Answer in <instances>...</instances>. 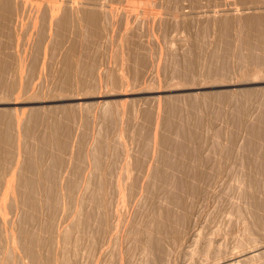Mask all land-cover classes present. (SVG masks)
<instances>
[{
    "label": "rangeland",
    "instance_id": "rangeland-1",
    "mask_svg": "<svg viewBox=\"0 0 264 264\" xmlns=\"http://www.w3.org/2000/svg\"><path fill=\"white\" fill-rule=\"evenodd\" d=\"M26 1L0 25V264H264V62L245 27L264 0H98L102 34L72 21L61 44L80 45L77 85L52 42L75 0H37L61 8L43 48Z\"/></svg>",
    "mask_w": 264,
    "mask_h": 264
},
{
    "label": "bare ground",
    "instance_id": "bare-ground-1",
    "mask_svg": "<svg viewBox=\"0 0 264 264\" xmlns=\"http://www.w3.org/2000/svg\"><path fill=\"white\" fill-rule=\"evenodd\" d=\"M18 1V0H17ZM24 1V0H23ZM30 1V0H29ZM28 1V3H30ZM36 1L37 0H35L34 2L36 3ZM41 1V0H40ZM45 1H49V0H45ZM45 1H43L44 3H45V6H43L44 8H46V5H47V9L45 10H43V8H42V6H40L39 5V2L37 3V7H39V9H40V7H41V9L43 10V14L41 15V17H42V21H41V24H42V26H40V28H41V30L39 29L38 31H40L39 33H40V35L38 34V36H36V37H38L39 38V36H40V41L38 42V44H40V42H43V37L46 39V37L45 36H47L48 37V34L47 33H49V36H50V34H51V32H46V30H48L49 28H51L52 27V25H51V27H49L48 29H47V27H48V25H50V21H52V18L53 17H56L57 15H58V13L56 12L55 13V10L57 9V10H59L60 11V6H56V5H54V3L52 4V5H50V3H48V4H46L47 2H45ZM67 1V2H66ZM65 1V5L68 3V2H70V1H68V0H66ZM19 2H20V0H19ZM26 4H27V1L25 0L24 1ZM24 2H22V3H24ZM32 2H33V0H32ZM31 2V3H32ZM33 2V3H34ZM42 2V3H43ZM73 2H74V0H73ZM15 3H16V1H15ZM22 3H19V4H14L13 2H12V0H0V25H1V23H4L3 21H5L6 20V22H11V20H14L15 19V17L17 16V15H19L18 13L20 12V10H22V9H24L23 7H25L24 5H23V7L22 8H20V6H21V4ZM44 3H43V5H44ZM70 3H72V2H70ZM77 3L78 2H76V0H75V2H74V6H75V4H76V8H78V5H77ZM82 3V0H80V3L79 4H81ZM97 3H98V0H84L83 1V5L82 6H85V5H90V6H92V7H90V6H88L89 7V9H88V7H80V8H78L77 10H76V8H74L73 9V7L71 8V11L69 10V8H70V6H69V8H67V7H64L65 9V11L63 12L64 14H63V16L62 17H59V15H58V18H59V20L58 19H56L55 21L57 22H55V21H52V22H54V23H56V27H55V29H56V32H55V35H56V40L57 41H52V42H55L58 46L59 45H61L62 43H63V41H65V40H63V38L64 37H66L67 36V39H69V33H68V30L70 29L71 30V28H69L70 27V22H72L73 21V23L75 22V27L76 28H72V30L71 31H69V32H71V33H73L74 31H73V29H75V34H73L74 36L76 35V37L77 36H80L79 34H80V30H81V26H85V27H87L86 29V31H88V32H90L89 34L91 35V36H94V37H97V36H99L100 34H102V32H101V24L103 25V23H101L102 21L100 20V18H101V15L103 14V13H107L106 12V8L107 7H105L104 5H99V3H98V5H97ZM69 4V3H68ZM68 4H67V6H68ZM73 4V3H72ZM20 5V6H19ZM27 5H29V4H27ZM31 5H34V4H31ZM31 5H29V6H31ZM39 5V6H38ZM29 6H27V8H29ZM36 6V4L34 5V7ZM98 6V7H97ZM34 7H33V9H34ZM96 7H97V9H96ZM30 9H32V6L30 7ZM29 9V10H30ZM36 9H38V8H36ZM40 9V10H41ZM24 10H26V9H24ZM40 10H37V11H39L40 12ZM41 10V11H42ZM28 10H26L25 12H27ZM33 11H35V12H37L35 9L33 10ZM45 11V12H44ZM24 12V11H23ZM34 12V13H35ZM39 12H37V13H35V17H37V16H40V15H36V14H38ZM50 13V14H49ZM8 14V15H7ZM39 14H41V12L39 13ZM57 14V15H56ZM15 15V16H14ZM24 15V14H23ZM49 16H51V18H48ZM17 18H19V16L17 17ZM21 18V17H20ZM38 18V17H37ZM11 19V20H10ZM40 19V18H39ZM48 19H51V20H49L48 21ZM102 19V18H101ZM18 20V19H17ZM17 20H16V22H17ZM38 19H36L35 18V20H33L32 21V25L29 23V25L32 27L33 26V24L35 25V22L34 21H37ZM54 20V19H53ZM226 20V19H225ZM229 20V19H228ZM31 22V21H30ZM39 22V21H38ZM49 22V23H48ZM128 22V21H127ZM126 22V23H127ZM230 22V21H229ZM220 23V22H219ZM16 24V23H15ZM40 24V25H41ZM230 24V23H229ZM245 24V23H244ZM17 25L18 24H16V28H17ZM36 25H39L38 23H36ZM105 25V24H104ZM228 25V22L227 21H225V22H223L222 23V27L224 28L223 30H225ZM53 26H54V24H53ZM73 26H74V24H73ZM83 26V27H84ZM2 27H3V24H2ZM20 27V26H19ZM23 27H25V26H23ZM22 27V28H23ZM27 27V26H26ZM25 27V28H26ZM39 27V26H38ZM245 27L248 29V33L249 34H251V35H254L255 37V40L257 41V43H258V46L261 48V52L263 53V57H261V62H264V19L262 18V16L261 15H257V14H255V15H252V16H250L249 18H247V21H246V25H245ZM15 28V27H14ZM33 28H34V26H33ZM54 27H52V29H53ZM19 29V28H18ZM17 29V30H18ZM24 29V28H23ZM27 29V28H26ZM29 29L30 28H28V31H29ZM36 29V31H37V27L35 28ZM35 29H33V31L35 30ZM219 29V28H218ZM14 30V29H13ZM20 30H22V29H20ZM51 29H49L48 31H50ZM227 30V29H226ZM246 30V29H245ZM24 31V30H23ZM28 31L26 32H22L24 35H25V33H26V35L28 34ZM32 33H33V31H32V29L30 30ZM52 31V30H51ZM73 31V32H72ZM83 31H85V29H83L82 31H81V33L83 32ZM15 32H18L17 34H19V31H16L15 30ZM87 32V33H88ZM22 33H20V34H22ZM32 33L30 34V32H29V34L31 35V38L29 39L28 37H27V39H29L28 41H29V43L31 42L30 40L32 39V38H34V37H32L33 35H32ZM34 33H35V31H34ZM45 34H47V35H45ZM84 34V33H83ZM82 34V35H83ZM71 35V34H70ZM250 35V36H251ZM27 36H29V35H27ZM249 36V37H250ZM72 37V35L70 36V38ZM75 37V38H76ZM25 38H26V36H25ZM37 38V39H38ZM50 38V37H49ZM48 38V39H49ZM74 37H72L71 39H73ZM74 38V40H76ZM36 39V38H35ZM54 39V38H53ZM65 39V38H64ZM25 40V39H24ZM33 40V39H32ZM73 40V41H74ZM78 40V39H77ZM247 40H249V38H247ZM246 40V42L247 43H249V41H247ZM23 41V40H22ZM68 41V40H67ZM70 41V40H69ZM68 41V42H69ZM82 41V40H81ZM245 41V40H244ZM251 41V40H250ZM252 41H253V39H252ZM256 41H254V42H256ZM24 42V41H23ZM26 42V41H25ZM37 42H36V44H37ZM48 42V41H47ZM72 42V40L69 42V43H71ZM78 42V41H77ZM83 42V41H82ZM17 43L19 44V42L17 41ZM27 43V42H26ZM26 43H25V45H26ZM29 43H28V45H29ZM32 43H34L33 41H32ZM45 42H43V44H44ZM50 43V42H49ZM44 44V46L42 45V48L43 47H46L45 45H50V44ZM253 43V42H252ZM23 44V43H22ZM22 44H20L21 45V47H23V49H21V50H23L24 52L27 50L28 51V49H31L30 47H33V45L32 44H30V45H32V46H27L28 47V49H26V50H24L25 48H24V44H23V46H22ZM68 43H66V45H65V42H64V44H63V46L65 45V46H68L67 45ZM72 44V47H68V48H70V49H68L66 52H65V50L67 49L65 46H64V48H66L65 50H64V48L62 49V45H61V50H63L64 52H65V54H64V52L62 51L61 52V50H60V52L61 53H63L62 55H63V67H64V69H65V71H63L64 73V76L62 77L61 75H59V76H61L62 77V79H61V81L62 80H64V78H65V83H64V81H63V83L66 85V84H69V83H71V80L72 79H74V81H75V83H73V80H72V83H73V85L74 84H76V80H77V78H76V76H78L79 77V74L78 73H80V69H81V67H82V65H81V67H79L80 69L77 71V75L74 77L73 75H74V72H75V70L76 69H78V66H79V62L78 63H76L75 62V60H74V58H75V55H72V54H75V53H73V51L75 52V48L77 47V45H76V47H75V44H76V42H72L71 43ZM71 44H69V46L71 45ZM216 44V43H215ZM17 45V44H16ZM249 46H250V48L252 49L253 47H251V45L250 44H248ZM257 45V44H256ZM19 45H17V47H18ZM38 46H40L41 47V45H38ZM52 46H53V44H52ZM56 46V45H55ZM78 46H80V45H78ZM254 46V45H253ZM20 47V46H19ZM18 47V48H19ZM39 47V48H40ZM54 47V46H53ZM60 47V46H59ZM59 47H58V50H59ZM56 48V47H55ZM73 48H74V50H73ZM246 48H249V47H247V45H246ZM57 49V48H56ZM56 49L54 50L55 51V53L54 54H56ZM78 49V48H77ZM32 50V49H31ZM36 50V49H35ZM37 50H38V52H40L39 51V49L37 48ZM250 50V49H249ZM22 51V52H23ZM26 51V52H27ZM33 51H34V48H33ZM23 52V54H25ZM36 53L35 52V55L36 54H39V53ZM59 52V51H58ZM57 52V58H60L59 60L58 59H55V61L56 60H58L59 62L58 63H60L61 62V53H60V57H58L59 55V53ZM250 52H251V50H250ZM28 53V52H27ZM34 54V53H33ZM52 54V53H51ZM250 54V53H249ZM249 54L246 56V57H248L249 56ZM253 54V53H252ZM32 55V54H31ZM35 55H32V56H34V58H35ZM71 55L72 56H74L73 57V60H74V62L76 63H72V59H70V58H72L71 57ZM214 55H215V53H214ZM254 55V54H253ZM26 56V55H25ZM24 55H23V57H24V59L26 60V57H25ZM250 56H251V54H250ZM249 56V57H250ZM262 56V55H261ZM246 57H245V59H246ZM27 58H28V56H27ZM30 58H31V56H30ZM33 58V57H32ZM77 58H79L78 56H77ZM251 58H253V56L251 57ZM255 58V57H254ZM80 59V58H79ZM83 59V58H82ZM249 59V58H248ZM247 59V60H248ZM260 59V58H259ZM31 61H32V59H30ZM77 61H78V59H76ZM27 61L29 62V59H27ZM26 61V62H27ZM212 61V60H211ZM249 61H250V59H249ZM57 62V61H56ZM30 63V62H29ZM31 63H33V62H31ZM36 63V60H35V62H34V64ZM62 63V62H61ZM56 64L57 63H55V65L54 66H56ZM30 65H32V64H30ZM75 65V66H74ZM58 66H61V65H58ZM84 66V71H85V73H84V76H85V74H86V68L88 67L89 68V66H87L86 67V65H83ZM95 66V65H94ZM31 67H33V65L31 66ZM57 67V66H56ZM86 67V68H85ZM90 67H91V65H90ZM58 68V67H57ZM87 68V69H88ZM92 68H94L95 69V67H93V65H92V67L90 68V69H92ZM55 69V68H54ZM59 69V68H58ZM61 69V68H60ZM59 69V70H60ZM63 69V70H64ZM75 69V70H74ZM54 71V70H53ZM59 73L60 72H62V70H60V71H58ZM88 72H89V70H88ZM90 72H91V70H90ZM89 72V73H90ZM93 73L95 72L94 70L92 71ZM207 72H209V71H206V73ZM53 73V72H52ZM88 73V74H89ZM62 74V73H61ZM87 74V75H88ZM208 75L209 74H211L210 72L209 73H207ZM206 74V75H207ZM86 75V76H87ZM90 75H92V74H90ZM72 76L74 77V78H72ZM80 77H82L81 76V74H80ZM80 77L78 78V79H80ZM55 78V77H54ZM75 78H76V80H75ZM85 78V77H84ZM56 79L58 80V77H57V70H56ZM82 79H83V77H82ZM81 79V80H82ZM87 80V79H86ZM79 81V80H78ZM55 82H58V81H55ZM83 82H85V80L83 81ZM61 83V82H60ZM63 83H61V85L60 86H64V84ZM79 82H77V84H78ZM80 83L81 84H83V85H80V86H83V87H85L84 86V83H82V81H80ZM58 84V83H57ZM76 84V85H77ZM75 85V86H76ZM14 86V85H13ZM69 86V85H68ZM68 86H65V90L64 91H67L66 89V87H68ZM79 86V85H78ZM20 87V86H19ZM52 87V86H51ZM11 88V87H10ZM22 88V87H21ZM20 88V89H21ZM69 88V87H68ZM53 89H55V88H53ZM12 90H14V89H12ZM8 91H9V89H8ZM69 91V90H68ZM11 92V91H10ZM250 98V97H249ZM81 99V98H80ZM247 99V98H246ZM33 100V99H32ZM71 100V99H70ZM29 101V100H28ZM30 103V102H29ZM32 103V102H31ZM2 117V116H1ZM6 117V116H5ZM262 118H264V117H262ZM38 119V118H37ZM9 121V120H8ZM13 121V120H12ZM262 121H264L263 119H262ZM38 122V121H37ZM36 122V123H37ZM172 123V122H171ZM172 127V126H171ZM260 131V130H259ZM258 132V131H257ZM257 132L255 133V136H256V134H257ZM260 133L261 132H259L258 134L260 135ZM3 136H5V138H6V135H2L1 134V136L0 137H2L3 138ZM49 137V136H48ZM47 137V138H48ZM52 137V136H51ZM50 137V138H51ZM58 137V136H57ZM57 137L55 138V139H57ZM1 138V139H2ZM5 138H3V139H5ZM50 138H49V140H50ZM0 139V140H1ZM52 140H53V138H51ZM5 140H9V139H5ZM5 140H3V143H4V141ZM57 140H59V138L57 139ZM57 140H53V141H55L56 143H58L57 142ZM54 142V143H55ZM1 144H2V142H0ZM61 143V142H60ZM52 144V143H51ZM57 145V144H56ZM61 146V145H60ZM62 147V146H61ZM36 149H38V148H36ZM38 151H40V149L38 150ZM32 154H34L33 152L31 153V155H30V158L32 157ZM36 154L38 155L39 153H37L36 152ZM34 156V155H33ZM36 156V155H35ZM37 157V156H36ZM35 157V158H36ZM29 158V159H30ZM31 160V159H30ZM32 161H33V159H32ZM31 161V162H32ZM35 161H36V159H35ZM30 162V163H31ZM58 160L57 161H54V165H55V167H56V165H58ZM29 164V162L28 163H26V166ZM33 164V162L31 163V165ZM36 164V162H34V165ZM30 165V164H29ZM28 165V166H29ZM37 166V165H36ZM36 166H34V167H36ZM39 167V166H38ZM28 168V167H27ZM30 170H31V166H30V168H29ZM33 169H35V168H33ZM37 169V168H36ZM35 169V170H36ZM35 170H34V172H35ZM39 169H37V171H38ZM32 172H33V170H31ZM1 172V171H0ZM37 174V173H36ZM35 174V175H36ZM36 177V179H37V176H34V178ZM29 179V178H28ZM33 179V178H32ZM35 179V180H36ZM24 180V182H25V179H23ZM27 180V179H26ZM36 182V181H35ZM34 182V179L33 180H28V181H26L25 183L27 184V187H28V190H30L29 191V193L27 192V196H28V199L27 198H25L26 199V202H27V200H28V205L29 206H31V207H35V206H38V205H36V202H39L40 200H38L37 198L36 199H34L35 198V196L33 195V194H35V193H32L31 192V190H34V188L36 187V189L35 190H37V189H39V187H40V185H39V187L37 186L38 184H39V182H38V184L34 187V185L36 184ZM35 183V184H34ZM74 185V184H73ZM34 187V188H33ZM26 194V193H25ZM24 194V195H25ZM105 195V194H104ZM123 198H125V196H122ZM104 199V198H103ZM3 200V199H2ZM36 200H38V201H36ZM106 200V199H105ZM120 200V199H119ZM125 201V200H124ZM177 201V200H176ZM101 202V201H100ZM41 203V202H40ZM39 204V203H38ZM48 204V203H47ZM118 204H119V202H118ZM122 205V204H121ZM40 206V205H39ZM51 206V205H50ZM100 207V206H99ZM30 208V207H29ZM36 208V207H35ZM2 210V209H1ZM103 214V213H102ZM105 215V214H104ZM171 215V214H170ZM3 216V215H2ZM2 219V218H1ZM171 219V218H170ZM28 220V219H27ZM4 221V220H3ZM2 221V222H3ZM81 221V220H80ZM107 222V221H106ZM161 222L160 221H156V229L159 231V232H161L162 230H163V226L160 224ZM78 224V223H77ZM80 226V225H79ZM103 226V225H102ZM3 227V226H2ZM1 227V228H2ZM48 229V228H47ZM0 232H1V230H0ZM50 232V231H49ZM2 234V233H1ZM2 236V235H1ZM93 237V236H92ZM0 239H1V237H0ZM53 240V239H52ZM66 240V239H65ZM48 241V240H47ZM155 242V240L152 242V244ZM44 244V243H43ZM97 244V243H96ZM5 245V244H4ZM148 245V244H147ZM146 245V246H147ZM153 245H155V244H153ZM152 247H154V246H152ZM32 248V247H31ZM70 249V248H69ZM262 250H264V247H262ZM28 251H31V250H28ZM32 251H33V253L31 252L30 254H31V256H32V258H34V260H35V257H34V255L36 256L37 254H34V253H37V252H34L35 251V249L33 250L32 249ZM71 252V251H70ZM33 254V255H32ZM249 254V253H248ZM38 256H40V255H38ZM38 256H36V257H38ZM244 256H247L246 254L244 255ZM244 256H241V257H244ZM239 257V256H238ZM31 258V257H30ZM31 258V259H32ZM247 258V257H246ZM37 260H39V259H41L40 257H39V259L38 258H36ZM239 259V258H238ZM33 260V259H32ZM33 260V261H34ZM36 261V260H35ZM233 261H236V259H235V257L234 258H232V259H229V260H227L226 262L227 263H230V262H233ZM239 261V260H238ZM52 262V261H51ZM41 263V262H40ZM231 264V263H230Z\"/></svg>",
    "mask_w": 264,
    "mask_h": 264
}]
</instances>
